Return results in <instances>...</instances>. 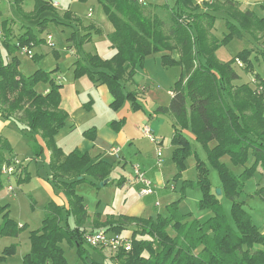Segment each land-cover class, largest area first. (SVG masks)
I'll return each mask as SVG.
<instances>
[{"label":"trees","instance_id":"1","mask_svg":"<svg viewBox=\"0 0 264 264\" xmlns=\"http://www.w3.org/2000/svg\"><path fill=\"white\" fill-rule=\"evenodd\" d=\"M25 1L15 0L19 7ZM34 1L35 9L25 15L28 19H39L58 8L53 1ZM97 1L114 26L109 38L116 52L110 59L86 54L85 62L77 60L74 77L87 76L106 84L114 97L111 104L114 109H119L127 99L137 109L140 105L136 94L125 91L123 82L133 78L137 68L144 66L147 56L159 53L164 66L180 67L181 76L174 84L169 105L157 111L172 118L175 130L172 144L176 146L172 158L179 173L186 169L189 157H196L197 182H185V186L198 187L202 192L199 209L213 213L206 220L189 221L191 213L180 209L181 196L167 206V216L120 215L104 223L97 221L96 227H107L119 235L133 226L130 235L123 236L132 241L131 250H119L114 260L117 264H264V232L254 222L242 198L247 178L256 172L264 177V77L256 71L250 49L241 50L228 61L219 60L216 54L235 37L248 34L255 42L264 39V18L250 9L242 10L235 0H205L202 4L197 0H175L173 6L148 0ZM218 13L224 16L228 28L222 38L214 33ZM49 20L39 24L45 27ZM3 30L0 113L16 123L36 155L43 153L44 146L50 151L52 175L48 180L55 191L63 192L67 198L65 206L54 201L46 205L42 226L30 231V251L22 261L23 264H70L63 241L85 253L84 235L90 232L84 228L89 218L84 197L77 193L76 187L87 181L96 185L85 175L100 183L109 180L112 163L95 162L88 153L79 150L66 155L58 146L55 137L65 127L69 115L60 106L62 84L53 77L57 69H38L27 76L21 72L20 59L15 55L24 48L44 44L46 38L38 37L27 28L15 42V35L6 23ZM91 37L90 32L82 35L76 43L77 51ZM2 48L8 51L6 59ZM174 51L178 58L173 57ZM32 57L36 58L34 54ZM261 57L264 62V52ZM237 59L241 60L243 70L254 77L253 84L238 83L241 75L235 68ZM40 84H48L49 88L40 90ZM46 90L49 91L45 93ZM185 130L203 146L206 161L192 148ZM93 132L90 129L85 134L94 138ZM213 142L214 146L210 147ZM12 151L9 141L0 137V183L2 166L12 161L7 157ZM223 157H229L235 166H243V172L236 175ZM211 169L219 175L220 195L213 190ZM108 182L113 184L114 180ZM221 195L231 204L229 215L219 199ZM0 213L4 217L0 236L17 237L22 227L10 217L9 204L0 205ZM15 250L16 244L6 247L0 253V261Z\"/></svg>","mask_w":264,"mask_h":264},{"label":"rangeland","instance_id":"2","mask_svg":"<svg viewBox=\"0 0 264 264\" xmlns=\"http://www.w3.org/2000/svg\"><path fill=\"white\" fill-rule=\"evenodd\" d=\"M49 1L60 4L57 9L55 7L56 11L46 12L39 19H28L25 15L31 13L35 9L34 0H26L21 7L16 4L15 0H0V41H2L5 37L3 30L4 23H6L8 28L12 29V32L15 35V42H17L16 39L20 35L26 32L27 28L43 39L47 38L49 35L52 36V39L49 40V42H52L54 46L48 45L47 41L44 39L45 44L36 45L31 48L32 53L36 56L35 59L31 55L25 53L23 49L16 52L15 55H17L20 59V70L24 75H32L38 69L47 71L57 69L56 73L58 72L59 75L57 74L56 76L65 78H69V75L73 76L75 69L72 64L75 61L76 56H74L71 51L73 49L77 50L76 43L81 39L82 33L85 32L84 30L89 32L93 29L91 44L96 48V50H98L101 54H99L100 56H111V53H109L111 48L109 35L111 33L108 29L112 30L113 25L107 18L101 4H99L97 0ZM148 2L154 4L166 1L148 0ZM93 7V17L89 18L87 17V13ZM66 12L68 13L67 17L65 16ZM54 18H57L59 22L52 20ZM44 19L51 20L47 22L45 27H42L39 24V21ZM67 19L74 23L76 28L80 27L81 29L84 28V30H77L76 32L64 23ZM93 21L97 24H102V27L95 28L90 25V22ZM217 26L220 33H222L223 30H228L225 19H218ZM72 32H75L73 33L74 38L70 41L68 36L71 35ZM243 37H235L228 44L221 46L216 52L217 57L221 61L230 60L233 56L238 54L240 50H243L244 48L252 49L253 47L252 50H254L258 55L256 59V63L258 64L256 65V70L258 71V68L261 69L262 67L259 56H261L264 51V41L256 44L253 38L248 34L243 35ZM70 45H73V47H70ZM84 48L85 45L84 47L80 46L79 50L81 53ZM2 54L5 59L8 58V51L6 48H2ZM235 68L241 75V80L238 83L252 82V74L246 73L243 70V67L239 64H235ZM178 76L179 80L181 76L180 70L178 72ZM58 83L60 82L58 81ZM45 86L49 88L48 84H45ZM2 130L4 131V134H7L10 138V141H8L10 146L13 148L12 153L15 157L12 158V161L9 164L5 163L2 166L3 175L1 176L2 183H0V204L6 205L10 203V217L13 218L17 224L22 227V229L17 237L11 235L0 236V253H2L6 247L16 244L15 252L8 256L5 260L0 261V264H23L22 258L30 249V231L39 229L42 226V219L45 215L46 205L52 200L51 193L48 187L44 184V178L48 180L51 169L46 154L47 149L44 150L42 154L36 155L34 150L28 144L26 136L18 129V126L14 121L0 117V131ZM186 131L187 130L184 132ZM168 138L169 137H166L165 146H163V144H159V147L163 151L164 149H168L172 144ZM194 144L195 146L199 145L202 147L200 148V153L203 156L206 154L207 159V153L203 146L199 142H195ZM225 161L236 175H240V173L243 172L244 167L233 165L229 157L226 158ZM15 163L18 165L15 179H17V177L21 174L23 175L25 167L26 171L24 172L26 173H24L20 182L17 183L16 180L12 179L10 183L8 180L6 181L3 169H7V166L14 165ZM167 164L170 178L175 181L171 187L174 188L173 186L177 184V189L176 191L166 190L167 192L162 191L161 189L154 190V193L151 196L152 198L158 197L155 201V207L157 210H161L163 208L161 211L164 213L166 212L164 204L165 201H163V199L166 200L177 197L180 199L181 196H183L182 201L185 200L186 202L183 204L182 210L184 212L191 213L188 220H206L204 218L205 216L201 213L202 210L198 207L200 199L199 195L202 194L201 190L193 185L185 186V182H197L195 159L190 157L186 163V169L180 173L173 159L168 157V154L162 156L161 163L158 165L165 167ZM132 169L134 168L132 167ZM126 170L131 174V180L134 181L136 178L135 170L134 174L131 171V166L127 167ZM147 178L154 183L153 179H150L149 177ZM210 179L216 192L217 189H221L218 185V183H220V178L217 171L211 169ZM10 184H12L15 188V195H9L8 193V185ZM217 185L219 187H215ZM78 191L84 196L85 201L90 208L91 214L93 215L92 212L96 210L101 213L100 215L104 219L107 218L110 213L117 215L118 213L140 215V212H142L143 209V205L140 204V201L143 199L140 197L139 189L136 186L133 187L129 194H126V189L117 183L100 186V188L82 185L79 187ZM161 197L163 199H161ZM242 198L245 201L244 206L252 214L254 222L260 226L264 232V177L260 174V172H256L253 176L245 180ZM159 202L162 203V205H160ZM221 203L229 215L231 213V204L229 200L223 198ZM157 210L154 209V211H152L155 216L158 212H160ZM149 214L150 212H146L143 216H147ZM3 221L4 217L0 213V224L3 223ZM71 223L73 224V220H71ZM86 224L89 227H87V231H90L88 229H91V231H108L107 227L106 229L103 227L98 228L92 225L89 221ZM110 233L113 234L112 232ZM171 233L174 236V232L171 231ZM62 246L70 264H92L91 261H94V264H117L114 258H112L116 253L110 248L96 247L85 242L83 245L85 253H82L78 251L77 246L71 245L67 240L63 241Z\"/></svg>","mask_w":264,"mask_h":264},{"label":"crops","instance_id":"3","mask_svg":"<svg viewBox=\"0 0 264 264\" xmlns=\"http://www.w3.org/2000/svg\"><path fill=\"white\" fill-rule=\"evenodd\" d=\"M165 1L166 2L163 3L161 2L157 4L168 3L171 6L175 4V0H165ZM235 1L240 3V8L242 10L250 9L253 12H255V14H257L259 17L264 18V0H235ZM93 12H94V7L89 10V12L87 13V17L92 18ZM217 17L218 18L216 20L214 33L219 38H222L223 35L227 33L228 30L227 31L223 30L222 33L219 32L217 21L220 18L224 20V16L218 13ZM64 22L67 26H70L76 32L77 30H82V29L84 30V28L82 29L80 27L76 28L75 24L69 21L68 19L65 20ZM90 25H92L95 28L102 27V24H97L94 21L90 22ZM84 31L85 32L82 33V35L89 32L92 34L93 29L89 32H86V30ZM108 31L112 33L114 31V26L112 30L108 29ZM73 33L75 32H72V34L68 36V39L70 41H72L74 38ZM91 41H92V37L90 41L84 43L85 48L82 53L74 49L71 51L72 54L76 56V59L72 64L74 69L76 67L77 60H81L85 62L86 54L88 53L100 54L98 50H96V48L92 46ZM262 41H264V39L260 40L259 42L261 43ZM259 42H255V43L258 44ZM84 45L82 47H84ZM70 47H73V45H70ZM110 47H111V43H110ZM248 49L252 51L251 59L253 60L256 69V65H258L256 63V59L258 55L255 53L254 50H252L253 47L252 49L251 48ZM115 52L116 49L111 47L109 50L111 56H105V57L101 56V57L103 59H110L115 54ZM161 55L162 54L155 53L147 56L144 61V66L137 68V72L133 76V78L130 80H125L123 82L125 91L134 92L136 94V101L140 105L139 108L137 109L133 108L132 101L128 99L124 101V103L119 109H114L111 106L112 102L114 101V97L108 86L106 84H102L101 82L93 81L87 76L75 78L74 75L73 76L69 75V78L64 77L65 81L61 82L62 88H61L60 106L68 113L69 116L65 127L60 129V131L55 137L56 143L58 144L59 147L62 148L63 152L66 155L73 152L74 150H79L83 153H88L92 158V160L95 162L99 160L110 161L112 163V172L110 174V179L114 180L113 184L118 183V181L121 180V184L118 185L126 189V194H129L134 186H136L139 189V193H140L141 185L136 183V179L134 181L131 180V174L126 170L127 167L131 166V171L134 174V170H135L134 167L136 165H139L141 167L142 171L146 174L147 177L153 179L154 190L161 189L162 191L167 192L166 190L176 191L177 189V184L173 186L174 188L171 187V185L174 184L175 181L170 178V174L168 173V164L165 167H163L165 163L163 164V166L158 165V159H159L157 152L158 145L155 142H153L151 139H149L142 130V127L144 125H148L152 129L155 137L158 139L160 144H163V146H165L166 137H169L168 140L170 139V142H172V138L175 134V130L172 126L171 116L167 113L158 112L157 110L161 106L169 105L173 97L174 84L178 80L179 77L178 72L179 70L181 71V68L177 66H164L161 62ZM172 55L174 58L179 57L177 51L172 52ZM259 58L262 67L261 69L258 68V71L257 70L256 71L259 72L264 77V64L262 62V57L259 56ZM55 73L56 72H54L53 77L55 78V80H57V78L59 77L56 76L58 72L56 74ZM253 82H254V77H252L251 83L253 84ZM38 88L40 90H45L47 87L45 86V84H40ZM0 117H2L1 113H0ZM112 122H114L115 125H113ZM90 129L94 131L93 132L94 138H90L85 134V131ZM184 134L188 137L192 145V148L195 150L198 156L204 161H206L207 160L206 154L203 156L200 153L201 152L200 148L202 147H200L199 145L195 146L194 144L195 142H197L195 136L191 134L189 131L184 132ZM0 137H4L10 141L9 136L7 134H4L3 130L0 131ZM214 144H215L214 142L211 143L210 147H213ZM175 148L176 146L171 144L168 149L166 150L164 149V151L162 150V156L168 154V157L172 158ZM46 149H47L46 146H44V150ZM113 149H118L119 151L117 153H113ZM46 154L48 160H50V151L48 149ZM162 156L160 158H162ZM7 157L13 158L15 156L13 155V153H11L8 154ZM193 158L195 159V163H197L196 157ZM226 158L228 157H223L222 160L225 161ZM132 167L134 169H132ZM24 171H26V167L23 170V175L24 173H26ZM23 175L21 174L19 177H17V179H15V177H7V175L4 174L6 181L8 180L10 183L12 179L16 180V182L18 183L19 180L23 178ZM51 175L52 173H50L48 179L51 178ZM85 178L96 182V185L95 186L91 185L88 181L81 183L76 187L77 193L82 195L78 191L79 187H81L82 185H89L91 187L93 186L95 188H100L101 186L100 183L96 181L94 178L87 175H85ZM109 180H107V183H109L108 182ZM44 184L45 186L48 187L51 193L52 196L51 201H54L60 206H65L67 204V198L63 192L61 191L59 192L58 190L55 191L51 182L49 180H46L45 178H44ZM104 185L107 184L104 183ZM218 185L221 186V183H218ZM218 185L215 187H219ZM212 187L214 190L215 188L213 183H212ZM152 194L143 196L140 193V197L143 199L140 201V204L143 205V209L142 212H140L141 213L140 215H131L124 213H118L117 215L114 213H110L108 214V217L109 216L118 217L120 215H127V216H138L144 218H149V217L156 218L158 215L167 216L168 215L167 206L170 203L179 199L177 197V198H169L164 200L161 197V199L165 201L164 202L166 207V208L164 207L166 211L165 212L166 215H165V213L161 211L163 208L161 210H157V208L155 207V201L158 197L152 198L151 196ZM199 197L201 199L202 194H200ZM223 198H225L224 195L219 196L220 201H222ZM185 202H186L185 200L180 202V209L183 213H188L182 210L183 204ZM84 203L86 205L87 212L89 215L87 222L89 221L90 223H92V225L96 226V224L98 223L97 221H99L100 223H104L110 218L107 217L104 219L100 215L101 213H99L96 210L92 212L93 213L92 215L90 212V208L85 201V198H84ZM160 205H162V203H160ZM154 209L160 211L156 214V216L152 212L154 211ZM146 212H150V214L147 216H143L144 213ZM201 213L203 214V216H205L204 217L205 219L213 215L211 211H201ZM87 227L88 226L86 224L84 228L87 230ZM132 227L133 226H128L122 235L127 236L131 232L130 229ZM103 228L106 229V227ZM260 229L261 231H263L261 227ZM88 230L91 231V229ZM109 232L114 233L111 230ZM28 252H26L25 254H27Z\"/></svg>","mask_w":264,"mask_h":264},{"label":"built area","instance_id":"4","mask_svg":"<svg viewBox=\"0 0 264 264\" xmlns=\"http://www.w3.org/2000/svg\"><path fill=\"white\" fill-rule=\"evenodd\" d=\"M205 0H198L199 4H202ZM212 1V0H208ZM54 6L58 7L59 3L54 2ZM52 39V36H47L46 41L47 44L50 46H54L52 42H49V40ZM23 51L31 56H33L32 50L28 48H24ZM236 63L239 65H242V62L240 59L236 60ZM59 82H62V80H65L64 77L59 76L57 78ZM49 90H46L48 92ZM142 130L144 134L151 139L153 142H155L158 145L157 152H158V164L161 163V156H162V149L159 147L160 142L155 137L152 129L148 125H144L142 127ZM118 149H113V153H117ZM16 161V160H15ZM7 169H3V172L8 177H16V172L18 165L15 163L14 165L7 166ZM135 173H136V183L141 185L140 193L143 196L150 195L154 192V185L153 182H151L146 174L142 171L141 167L139 165H136L135 167ZM8 193L9 195H15V188L12 184L8 185ZM110 232L105 230H93L90 232H86L84 235V240L86 243L92 246L96 247H102V248H110L115 253H117L119 250L124 249L125 251H130L132 248V241L130 239H127L126 237H123V235L119 234H109Z\"/></svg>","mask_w":264,"mask_h":264},{"label":"water","instance_id":"5","mask_svg":"<svg viewBox=\"0 0 264 264\" xmlns=\"http://www.w3.org/2000/svg\"><path fill=\"white\" fill-rule=\"evenodd\" d=\"M104 183H107V180ZM104 183H101V186H103ZM221 193H222L221 189H217V194L220 195Z\"/></svg>","mask_w":264,"mask_h":264}]
</instances>
